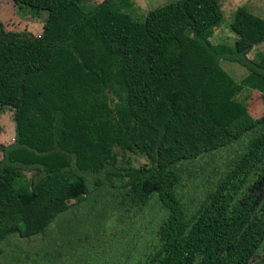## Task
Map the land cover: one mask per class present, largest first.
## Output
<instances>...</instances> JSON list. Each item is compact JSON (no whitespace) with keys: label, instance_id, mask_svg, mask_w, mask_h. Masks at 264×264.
Listing matches in <instances>:
<instances>
[{"label":"trees","instance_id":"obj_1","mask_svg":"<svg viewBox=\"0 0 264 264\" xmlns=\"http://www.w3.org/2000/svg\"><path fill=\"white\" fill-rule=\"evenodd\" d=\"M11 1L47 17L39 36L0 33V104L14 109L13 140L0 145V241L87 221L119 235L126 223L133 264H248L264 192L254 209L238 198L264 176V113L232 95L247 87L264 104V52L247 57L264 20L249 15L232 44H212L217 0H170L141 21L110 0L86 12L79 0ZM219 60L245 75L234 81ZM116 148L149 165L117 164ZM18 170L28 190H15Z\"/></svg>","mask_w":264,"mask_h":264},{"label":"rangeland","instance_id":"obj_2","mask_svg":"<svg viewBox=\"0 0 264 264\" xmlns=\"http://www.w3.org/2000/svg\"><path fill=\"white\" fill-rule=\"evenodd\" d=\"M103 0H79L78 7L82 11H89ZM170 0H110L115 12L128 13L134 19L141 21L146 12ZM221 13L220 19L206 31V38L212 43L224 42L232 44L236 37V29L248 18L256 15L264 20V0H217ZM45 10L14 3L11 0H0V33H22L29 36H39L45 23ZM256 52H264V41L254 45L247 53L252 58ZM220 67L236 82L245 75L246 71L238 64L219 60ZM232 100L241 103L248 114L259 117L264 113V104L260 101L259 93L247 87H242L232 95ZM14 109L0 104V145L12 142L14 135ZM116 163L133 167L148 166L147 159L138 152L114 150ZM1 158V152H0ZM191 175L199 183L200 172L195 170ZM69 181H74L68 177ZM191 181L186 184V190H191ZM16 191L29 189V173L18 170L14 180ZM264 192V176L254 180L240 193L238 200L254 209L260 196ZM67 203L75 205V199H68ZM56 223L49 225L45 234L31 238L10 236L0 241V264H133L130 246L133 241V227L127 230V224L119 229L105 234L104 224L85 222L81 225L69 223L58 229L67 234V239L58 242ZM59 235V234H58ZM61 240V238H59ZM128 253V256L126 257ZM132 253V254H131ZM58 255L56 260L52 256ZM264 257V237L248 258V264H253ZM41 258V259H40ZM49 260V261H48ZM52 262V263H51Z\"/></svg>","mask_w":264,"mask_h":264}]
</instances>
